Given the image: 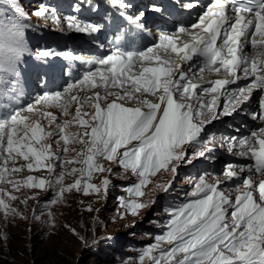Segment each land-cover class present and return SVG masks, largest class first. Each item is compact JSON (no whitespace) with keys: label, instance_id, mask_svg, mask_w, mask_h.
Here are the masks:
<instances>
[{"label":"snow or ice","instance_id":"1","mask_svg":"<svg viewBox=\"0 0 264 264\" xmlns=\"http://www.w3.org/2000/svg\"><path fill=\"white\" fill-rule=\"evenodd\" d=\"M108 2L121 9V17L131 6L127 0ZM196 6L197 0H188L189 8ZM33 14L61 24L60 18L44 7ZM24 15L18 0H0V73L14 76L26 50ZM142 19V14L128 17L138 28L143 27ZM66 24L89 35L102 27L77 16L67 17ZM190 29L181 28L177 34L162 32L159 42L144 51L116 47L106 56L82 60L90 70L63 91L44 93L23 109L8 112L0 107V218L27 219L13 202L20 200L26 207L29 199H36L39 205L40 193L30 195L31 190L52 192L51 198L43 201L45 209L73 191L85 196L106 195L112 186L108 178L100 186L88 181L94 172L117 175L112 165L137 178L124 189L127 197H117L120 218L135 217L155 203L137 198L147 196L144 189L157 173L163 170L172 177L167 185L153 183L155 190L167 192L182 165L210 157L216 137L207 134V125L221 116L244 112L255 90L264 93V0H212ZM249 45L251 54L245 51ZM53 55L48 50L39 53L41 59ZM194 58L202 65L198 73L191 66L185 72L179 62L187 64ZM65 59L81 58L66 53ZM205 72L222 78L204 82ZM240 80L249 82L228 87ZM7 84L0 77V85ZM10 88L15 94V85ZM4 91L6 95L8 88ZM221 96L225 103L217 111ZM52 109H57L59 116ZM246 114L264 125V95L258 109ZM49 126L52 131L46 130ZM220 142L228 144L230 154L253 162L228 163L223 179L212 173L190 178L192 187L186 199L165 208V231L139 253L138 264L146 259L149 264H264V179L257 182L253 178L256 174L264 177V126L247 136ZM76 145L81 150L77 151ZM19 160L23 163L17 166ZM73 163L80 167L69 168ZM41 168L47 170V178H17L25 170ZM241 173L247 176L242 178ZM66 175L79 178L65 184ZM234 180L241 181L234 189L220 187ZM87 210L93 209L89 206ZM47 214L54 227L52 212ZM33 219H40L35 211ZM70 230L87 244L75 229ZM6 239V233L0 232V240ZM163 244L168 247L162 248Z\"/></svg>","mask_w":264,"mask_h":264},{"label":"rangeland","instance_id":"2","mask_svg":"<svg viewBox=\"0 0 264 264\" xmlns=\"http://www.w3.org/2000/svg\"><path fill=\"white\" fill-rule=\"evenodd\" d=\"M94 1L99 2V0ZM101 1L105 4L109 3L108 0ZM38 2L42 3L39 4ZM50 2V0H18L25 14L22 20L25 24L23 42L26 50L17 64L16 71L23 72V75L29 73L27 78L32 77L33 79L35 77V79H33L34 89L30 91L21 85L18 78L8 73H0V77H3L8 82L7 85H0V107H6L8 112L13 109L26 108L37 97L44 94V89L39 87L41 83L37 79V75L31 73V67H35L37 63L41 62L53 63L51 65H58L60 61L61 63L64 62L67 60L65 59L66 53L63 50L64 45L70 40H75L76 38L74 37L76 35L80 37L85 34L78 33L67 27L66 18L71 14L69 11L47 10L50 14L55 13L56 17L60 18L61 24L59 25L51 19L37 20V17L33 14L34 10L40 8L43 3L46 4L45 6L47 4L51 6ZM21 3H25V5ZM44 50L51 51L54 55L47 59H41L39 53ZM88 67L87 65L86 68ZM94 68L95 66H92L91 70H94ZM89 70L90 68L87 71ZM248 82L245 81L243 84L245 85ZM11 85H15V94L11 91ZM5 88H8L6 95ZM63 90V88H60L51 92ZM261 95H264V93L259 92V99ZM221 105H223L222 102ZM74 110L75 108L73 107L72 111L74 112ZM247 110L245 109L240 116L245 119L247 116L250 117V115L246 114L250 113ZM51 111L59 116L57 109H52ZM3 114L6 115L8 113ZM69 118L65 117V119ZM228 118V116H221L217 120L219 123L215 128L209 127L213 122L208 124L206 127L207 134L213 133L221 136L220 134L226 132V130L231 134H237L236 130L226 128L227 122L230 121ZM236 119L238 118H233V121ZM241 121L240 119L236 123L239 128L240 126L238 125L241 124ZM76 127V125H73V130ZM240 129L242 130V128ZM46 130L52 131V127L49 126ZM70 147L73 146L70 145ZM74 147L77 148V151L81 150L79 145ZM71 155H74V153H71ZM213 156L197 158L190 165H182L178 169L179 174L173 180L172 187L167 192L155 190L153 183L167 185L172 177L170 174L164 173L163 170L157 173L155 177L151 178L153 183H150L144 189L148 193L147 196L137 198L142 201H155V203L152 207L142 210L135 217L128 214L124 218H120L117 213V197H127L128 193L124 189L134 184L137 178L130 172H122L116 165H112V167L117 175L113 176L108 172L93 173L92 178L88 181L100 186L103 179L108 178L112 186L106 195L103 193H90L85 196L82 193L73 191L66 194L62 202L45 209L43 201L50 199L52 192H43L39 189L29 192V190L25 189L24 191L29 192L30 195L39 192L41 203L38 205L36 199H29L25 207V205L20 203V200H17L13 202V206L24 213L27 219L9 217L4 220L0 218V232L7 235L6 240H0V264H51L49 259L52 256L59 259V264H138L139 253L146 246L155 242L154 237L156 235L165 231L163 225L168 219L165 208L179 204L186 199V193L192 187L188 180L205 173H212L223 179V169L228 161L227 159L217 161L219 158H216L214 163L211 161ZM21 163L23 161L19 160L17 166ZM107 166V163H105V167ZM71 167L79 168L80 165L73 163V165L69 166V168ZM59 171L60 169L57 168V173ZM166 174H168L167 177H164ZM27 175H32L34 178L48 177L47 170L41 168L32 172L25 170L17 178ZM76 178L79 177L66 175L64 182L65 184L73 183ZM240 182L236 181L234 185ZM223 186H225L224 183L220 185V187ZM15 194L20 195L19 193ZM22 198L21 196L20 199ZM89 206L93 209L92 211L87 210ZM33 211L40 215L39 220L33 219ZM48 211H51L54 216V227L48 223ZM134 223L135 227H133ZM67 224L70 228L75 229L79 236L84 237L87 240V244L82 243L76 235H73ZM167 247L168 245L166 244L162 245V248ZM144 264H149L147 259Z\"/></svg>","mask_w":264,"mask_h":264},{"label":"bare ground","instance_id":"3","mask_svg":"<svg viewBox=\"0 0 264 264\" xmlns=\"http://www.w3.org/2000/svg\"><path fill=\"white\" fill-rule=\"evenodd\" d=\"M209 1V0H208ZM39 4L40 3H42V2H38ZM97 4H100V6H101V10H104V9H106L107 11H110V12H112V13H115V12H117V13H120V11H121V9H119V8H109V7H112L111 5H109L108 4V6H104L101 2H96ZM22 5H25V3H21ZM102 4V5H101ZM140 4H143V2H142V0H139V4L137 3V5H136V7L138 6V5H140ZM36 5V4H35ZM131 5V4H130ZM187 6H185V7H182V9H184V10H187L188 9V3L186 4ZM40 7H44L45 9H46V11L47 10H50V8H48V6H45L44 5V3L43 4H41L40 5ZM135 7V8H136ZM148 7H150L151 9H154V10H156L157 8H156V6L154 7V6H148ZM129 8H132V12L134 11V9H133V7H132V5L129 7ZM127 9L126 10V13L125 14H129L130 13V9ZM204 11H206V7L205 8H200V9H198V15L197 16H195V18L193 19V21H191L190 23H188V24H186V25H180L179 23H178V21H175V20H173V22L172 23H174V27H173V29H171V30H169L168 32H166V33H168V34H177V33H179V30L181 29V28H186V29H190V26L193 24V23H196L197 22V20H198V17L204 12ZM137 12V11H136ZM154 14H156V13H154ZM96 16V15H95ZM41 19H44V18H38L37 17V20H41ZM48 20H50V19H48ZM98 20H100L101 21V19H98ZM82 21V20H81ZM191 30V29H190ZM184 37L183 36H181V39H183ZM158 40V39H157ZM158 42H159V40H158ZM157 42V43H158ZM156 43V44H157ZM153 45H151V46H149V47H152ZM149 47H147V48H149ZM101 48H103L104 50H105V54L106 55H108V54H111V52H112V50H113V47L112 46H110V45H105V44H103V45H101ZM146 48V49H147ZM81 49H83L84 51H82L84 54H88V53H86L88 50H89V46L88 47H85V46H81ZM145 49V50H146ZM144 51V50H143ZM245 51L246 52H248L249 54H251L252 53V49H251V46L249 45L248 47H246L245 48ZM84 58H87V59H90L91 57H89V56H86V57H84ZM85 60V59H84ZM37 61H39V60H37ZM179 63H181V67L183 68V70L185 71V72H187L188 71V68H189V66H191V68H192V71L193 72H196V73H198V70H199V67H198V64H197V62L196 61H191V62H188L187 64H185L184 62H179ZM38 64H40L42 67H44V66H48L47 64L48 63H45V62H41V63H38ZM35 67H37V65L35 66ZM39 67V66H38ZM196 68H198V69H196ZM8 74H10V73H8ZM28 75H29V73H27ZM10 75H12V74H10ZM204 78H205V81L204 82H206V81H208V80H214V79H218V78H222L219 74H217V73H214V72H210V73H208V72H205L204 74ZM13 76V75H12ZM13 77H15V78H18V80L20 81V83H21V85H23V87H25V89H28V90H33L34 89V87H33V79L32 78H27V75H23V72L21 73V72H17L16 71V73H15V75L13 76ZM204 82H202V83H204ZM243 83H245V81L244 80H240V81H238L236 84H234V85H230V86H228L229 88H236V87H243L244 86V84ZM68 85H70V84H67V85H65V86H62V88L63 89H66L67 87H68ZM258 95H259V90H255L254 92H253V95H252V97H251V99H250V101L248 102V104L246 105V107H245V109H248V110H251V111H255V110H257L258 109V106H259V97H258ZM220 102V103H219ZM221 102L223 103V105H221ZM218 108H217V111H220V110H222V108H223V106H224V103H225V97L224 96H221V98L218 100ZM220 107H221V109H220ZM243 112H241V113H239V114H236V113H234L233 115H231V116H228L229 118L228 119H230V121H229V123L227 124V126H226V128L228 127L229 129H233V130H235L230 124L231 123H234L233 122V118H238V119H241L242 121H241V124L240 125H238V126H240V128H242V130H240V132H238L237 134H235V133H230V132H228L227 130H226V132H224V133H222V134H220L221 136H219V135H215V137H216V144H215V151L212 153V155H214L213 156V159L211 160L212 162H214L215 163V160H216V158H219L217 161H220L221 159H227V161L228 162H226V165L228 164V163H233V164H243V165H247V164H249V163H251V161L249 160V159H247V158H241V157H239L238 155H233V154H230L229 152H228V150H227V148H228V144L227 143H224L223 145H221V139L222 138H227V137H233V136H235V137H242V136H247V135H249V132L251 131V130H256L258 127H260V126H264V125H262V122L261 121H259V120H253L252 118H251V116L249 117V116H247L246 117V119L245 118H243V117H241L240 115L242 114ZM218 121L217 120H215V121H213V123L209 126V127H212V128H215L216 126H218ZM235 125V124H234ZM250 125V127H251V129L250 130H248L247 131V128H248V126ZM213 134V133H212ZM244 134V135H243ZM246 134V135H245ZM211 135V134H210ZM232 135V136H231ZM94 173H98V172H94ZM167 175L168 174H166L164 177H167ZM245 176H247V173H241V177L243 178V177H245ZM254 180L255 181H259V180H261V179H264V177H261V176H259L258 174H256V175H254ZM237 180H234V181H229V182H225L224 184H225V186H223V187H221L222 189H225V190H232V189H234L235 188V186L236 185H234V183L236 182ZM235 195H236V193L233 191L232 192V198L234 199V197H235ZM254 195L258 198V192L257 193H254ZM23 199V198H22ZM231 209H229V211H230ZM67 226L70 228V226L67 224ZM70 229H73V228H70Z\"/></svg>","mask_w":264,"mask_h":264},{"label":"trees","instance_id":"4","mask_svg":"<svg viewBox=\"0 0 264 264\" xmlns=\"http://www.w3.org/2000/svg\"><path fill=\"white\" fill-rule=\"evenodd\" d=\"M49 260H50L51 264H59V259L58 258H55V257L52 256Z\"/></svg>","mask_w":264,"mask_h":264}]
</instances>
